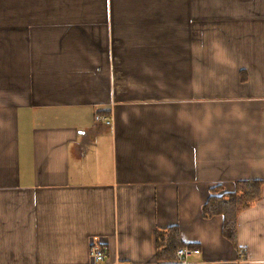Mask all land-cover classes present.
I'll list each match as a JSON object with an SVG mask.
<instances>
[{
    "label": "crops",
    "instance_id": "obj_1",
    "mask_svg": "<svg viewBox=\"0 0 264 264\" xmlns=\"http://www.w3.org/2000/svg\"><path fill=\"white\" fill-rule=\"evenodd\" d=\"M238 182L233 243L202 207ZM170 228L264 264V0H0V264H161Z\"/></svg>",
    "mask_w": 264,
    "mask_h": 264
},
{
    "label": "trees",
    "instance_id": "obj_2",
    "mask_svg": "<svg viewBox=\"0 0 264 264\" xmlns=\"http://www.w3.org/2000/svg\"><path fill=\"white\" fill-rule=\"evenodd\" d=\"M261 182H238L233 193L225 192L223 187L210 190V197L202 207L203 217L212 219L223 217V236L235 243L237 237V218L239 214L261 199ZM175 228L158 231L157 261L161 264H176V252L181 248L194 246L182 242Z\"/></svg>",
    "mask_w": 264,
    "mask_h": 264
},
{
    "label": "built area",
    "instance_id": "obj_3",
    "mask_svg": "<svg viewBox=\"0 0 264 264\" xmlns=\"http://www.w3.org/2000/svg\"><path fill=\"white\" fill-rule=\"evenodd\" d=\"M96 121H102L106 125L111 124V120L109 118H104L101 116H96ZM197 250H192L189 248H181L176 252L177 260L179 264H190L189 258L192 255L198 254ZM91 258L93 260V264H106V255L102 248L99 245L94 244L91 247L90 251Z\"/></svg>",
    "mask_w": 264,
    "mask_h": 264
}]
</instances>
